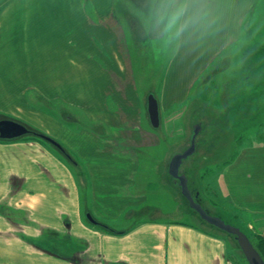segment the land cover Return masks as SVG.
Wrapping results in <instances>:
<instances>
[{"label":"crops","instance_id":"1","mask_svg":"<svg viewBox=\"0 0 264 264\" xmlns=\"http://www.w3.org/2000/svg\"><path fill=\"white\" fill-rule=\"evenodd\" d=\"M132 1L148 16L149 37L165 33L161 15L181 4L190 5L186 16L195 14L154 93L158 129L148 98L144 104L127 77L123 36L136 18L124 16L120 0H0V120L19 121L64 148L33 134L0 139V231H13L9 245L0 241V261L234 264L216 233L142 219L148 197L139 187L140 151L182 130L176 122L193 87L239 41L258 0ZM220 187L249 216L245 226H264V141L240 149Z\"/></svg>","mask_w":264,"mask_h":264},{"label":"rangeland","instance_id":"2","mask_svg":"<svg viewBox=\"0 0 264 264\" xmlns=\"http://www.w3.org/2000/svg\"><path fill=\"white\" fill-rule=\"evenodd\" d=\"M120 4L125 17L129 12L136 18L131 17L126 23L128 38L123 36L128 43L124 47L129 66L127 77L134 82L146 104L150 93H160L176 36L145 35V27L150 30L148 16L138 13L132 0H120ZM184 105L186 110H182L176 122L178 131L182 130L175 137L163 135L159 146L140 151L139 187L148 197L142 219L161 217L216 233L225 238L228 256L234 264H249L234 235L207 223L190 207L179 181L169 173V164L175 154L190 147L198 126L195 152L183 161L180 173L186 174L193 195L208 213L239 226L264 254V226H245L249 216L234 208L220 187L224 168L237 157L240 149L264 141V0L256 2L239 41L199 79ZM153 142H157L156 136ZM12 233L0 231V241L5 246L13 238ZM21 239L24 245L31 246L29 239ZM0 264L7 262L0 261Z\"/></svg>","mask_w":264,"mask_h":264},{"label":"water","instance_id":"3","mask_svg":"<svg viewBox=\"0 0 264 264\" xmlns=\"http://www.w3.org/2000/svg\"><path fill=\"white\" fill-rule=\"evenodd\" d=\"M148 113L152 126L155 128L159 127V102L155 95L152 93L148 95ZM199 129L200 128L196 126L195 134L192 138L190 147L184 152L177 153L172 157L169 164V173L179 181L182 194L189 201L190 207L193 208L203 220L222 230H225L230 234L235 235L238 244L242 249L243 254L245 255L249 264H264V258L262 257L258 249L254 246L249 236L240 227L227 223L224 219L219 216L208 213L206 209L202 206V204L196 201V197L193 195L189 187L188 177L186 176V174L180 173V167L183 161L195 152V138ZM28 134H33L37 137H40L52 143L54 146L64 152L63 146L54 138L44 133L34 131L19 121L7 118L0 120V139H17ZM87 218L90 222L94 224L99 223L90 213H87Z\"/></svg>","mask_w":264,"mask_h":264},{"label":"clouds","instance_id":"4","mask_svg":"<svg viewBox=\"0 0 264 264\" xmlns=\"http://www.w3.org/2000/svg\"><path fill=\"white\" fill-rule=\"evenodd\" d=\"M189 8L190 5L185 2L161 15L159 23L163 26L164 32L178 37L189 24L193 23L195 21V14L186 16Z\"/></svg>","mask_w":264,"mask_h":264},{"label":"trees","instance_id":"5","mask_svg":"<svg viewBox=\"0 0 264 264\" xmlns=\"http://www.w3.org/2000/svg\"><path fill=\"white\" fill-rule=\"evenodd\" d=\"M253 9V8H252ZM252 11V10H251ZM251 13V12H250ZM250 15V14H249ZM235 236V235H234ZM256 247V246H255ZM257 248V247H256ZM262 257L264 258V254L261 252Z\"/></svg>","mask_w":264,"mask_h":264}]
</instances>
